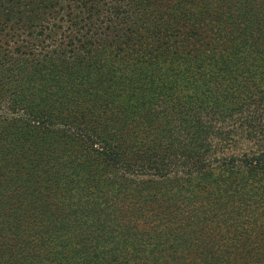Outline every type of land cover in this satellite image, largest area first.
<instances>
[{
    "label": "trees",
    "instance_id": "16d2710c",
    "mask_svg": "<svg viewBox=\"0 0 264 264\" xmlns=\"http://www.w3.org/2000/svg\"><path fill=\"white\" fill-rule=\"evenodd\" d=\"M256 77L264 0H0V264H264Z\"/></svg>",
    "mask_w": 264,
    "mask_h": 264
},
{
    "label": "rangeland",
    "instance_id": "374dc122",
    "mask_svg": "<svg viewBox=\"0 0 264 264\" xmlns=\"http://www.w3.org/2000/svg\"><path fill=\"white\" fill-rule=\"evenodd\" d=\"M254 80L256 82V85H255V87L248 90V92L256 95L257 90L264 89V80H261L260 77H256V78H254ZM244 95H246V94L244 93ZM151 181H153V180H151ZM131 207H132L131 204H127V203L124 204L123 208H125L127 210L126 211V212H128L127 216H129V214H130ZM141 209H142V211L139 214L142 217L140 215H137L140 209H139V207H137L135 205V219L138 220V221L135 220L136 221L135 226L138 225L136 228H138L140 230H144L145 232H148V225H147L148 223H145L142 225V223H139V222H141V221L146 222V220H150L154 216L155 212H153L152 205H150V203H148L147 206H145Z\"/></svg>",
    "mask_w": 264,
    "mask_h": 264
}]
</instances>
